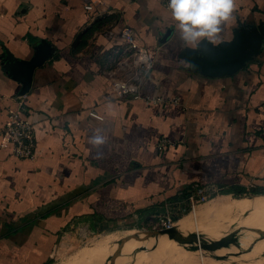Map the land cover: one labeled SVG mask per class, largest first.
Segmentation results:
<instances>
[{"label":"crops","instance_id":"obj_1","mask_svg":"<svg viewBox=\"0 0 264 264\" xmlns=\"http://www.w3.org/2000/svg\"><path fill=\"white\" fill-rule=\"evenodd\" d=\"M104 1L110 13L93 18L81 0H0V264H49L58 235L67 226L81 230V222H95L101 233L143 224L199 190L227 201L248 199L227 192H264V41L235 75L207 78L192 72L190 48L159 0ZM233 15L224 41L244 25L264 34V0H237ZM125 28L152 68L139 94L115 100L107 96L106 72L123 50ZM44 44L51 58L21 95L8 64L30 62ZM19 98L35 130L33 161L15 158L2 135ZM174 98L179 104L147 103ZM97 134L106 143L94 147L88 141ZM162 138L173 143L165 151L157 148ZM157 242L130 264H201L197 252L185 250L192 244L173 254L171 240ZM108 250L87 253L82 264L109 261Z\"/></svg>","mask_w":264,"mask_h":264},{"label":"rangeland","instance_id":"obj_2","mask_svg":"<svg viewBox=\"0 0 264 264\" xmlns=\"http://www.w3.org/2000/svg\"><path fill=\"white\" fill-rule=\"evenodd\" d=\"M188 197L185 199L187 200ZM247 198L227 201L214 195L199 203L197 217L200 227L198 234L202 235L206 241L203 243L204 250L196 251L198 255L201 253L205 256V263L264 264V198L259 201ZM178 208L179 205H174L169 208V211L173 214ZM215 210L217 211L213 212ZM211 212L213 213L211 214ZM151 222L152 219L143 224H126L120 227L108 225L112 227L100 234L88 233L85 228L78 229L77 232L74 231L75 233L71 229H65L58 235L53 247V257L47 262L49 264H82L90 256L87 253L91 252V255L95 256L103 249L108 248L109 252H116V255H120L119 253L130 244L131 240L145 239L149 240L146 241L148 245H156L161 237L146 235ZM176 228L183 237H188L193 233L197 234L193 214L182 217L176 224ZM162 237L171 240L168 236ZM102 242L105 243L100 245ZM182 245L171 240L173 254L179 253L181 250L179 247ZM192 245L194 246V243ZM144 250L145 248H142V251ZM185 250L189 251L190 248H185ZM98 261L99 259L96 260V263Z\"/></svg>","mask_w":264,"mask_h":264},{"label":"built area","instance_id":"obj_3","mask_svg":"<svg viewBox=\"0 0 264 264\" xmlns=\"http://www.w3.org/2000/svg\"><path fill=\"white\" fill-rule=\"evenodd\" d=\"M81 1L84 10L92 14L93 18L105 17L111 11L104 0ZM159 1L167 10L168 0ZM107 35L112 37L114 34L109 31ZM120 36L124 40L123 50L118 51L117 56L111 59V66L106 72L110 83L107 96L115 100H122L130 95L139 94L141 83L152 68L149 53L136 42L133 30L125 28L120 33ZM18 102L19 108L10 112L9 123L2 130V135L11 144L12 155L15 158L33 161L37 157L35 130L33 125L23 117L24 102L21 98H19ZM147 103L153 105L179 104V100L177 98L170 100L149 99ZM91 115L96 116L97 114L92 111ZM172 145L173 143L170 140L162 138L157 148L160 151H165ZM216 193V190H199L191 194L187 200L168 204L163 213L152 216V222L148 230L160 232L176 228V224L182 217L197 212L199 203L216 195ZM188 202L190 203L189 205L187 204ZM174 205H179V208L172 214L169 208Z\"/></svg>","mask_w":264,"mask_h":264},{"label":"water","instance_id":"obj_4","mask_svg":"<svg viewBox=\"0 0 264 264\" xmlns=\"http://www.w3.org/2000/svg\"><path fill=\"white\" fill-rule=\"evenodd\" d=\"M171 34L172 30L164 37V41ZM80 38L81 36L77 38V42ZM263 41L264 34L262 32L260 33L254 26L244 25L234 31L233 38L230 41H224L219 46H212L205 41L199 46L198 50L188 49L185 58L192 66V72L198 75L207 78L233 76L249 62L255 60L263 45ZM51 55L52 48L44 44L37 50L30 62L8 64L9 74L23 84L21 95H25L30 91L36 69L49 61ZM146 235L149 237L168 236L171 240H175L180 244L194 243V246L190 247L192 251H203V243L206 241L202 235L194 233L188 237H183L177 231V228L160 232L148 231Z\"/></svg>","mask_w":264,"mask_h":264},{"label":"clouds","instance_id":"obj_5","mask_svg":"<svg viewBox=\"0 0 264 264\" xmlns=\"http://www.w3.org/2000/svg\"><path fill=\"white\" fill-rule=\"evenodd\" d=\"M237 0H168L170 19L185 48L198 50L205 41L212 46L224 42V32L234 23ZM89 144L104 145L106 138L93 135Z\"/></svg>","mask_w":264,"mask_h":264},{"label":"bare ground","instance_id":"obj_6","mask_svg":"<svg viewBox=\"0 0 264 264\" xmlns=\"http://www.w3.org/2000/svg\"><path fill=\"white\" fill-rule=\"evenodd\" d=\"M192 214H193L195 232L198 233L199 227H200V223H199V220H198V217H197V212L192 213ZM201 244H202V241H201ZM133 248L129 247L128 249L127 248L123 249L121 253L123 254L124 257H121L122 255H113L114 252H108L107 255L108 256H112L111 258H109V261H106L105 259H102L97 264H122V263L130 264V263H133V262H138L137 260H140L139 259L140 254L144 255L143 253L150 251L149 245L146 242L138 243V245H135ZM139 248H145L144 252H140V253L137 254V250ZM203 256L204 255H202L200 253L201 264H204ZM123 259H124V261H123ZM186 263H189V262H186Z\"/></svg>","mask_w":264,"mask_h":264},{"label":"trees","instance_id":"obj_7","mask_svg":"<svg viewBox=\"0 0 264 264\" xmlns=\"http://www.w3.org/2000/svg\"><path fill=\"white\" fill-rule=\"evenodd\" d=\"M229 193H233L235 196H241V197L246 196V197H249L250 195H259V194L264 193V192H261L259 190H253V192H250V194H249L245 190H240V191H237V192H227V194H229ZM77 224H78V222H77ZM75 226H77V225H75ZM80 226H81V229H83V228L87 229L88 233H92V234L100 233V231L95 230L96 223L93 222V221H91V222H88V221L81 222ZM71 228H72V226L71 227L67 226L66 230H69ZM71 231H72V229H71Z\"/></svg>","mask_w":264,"mask_h":264}]
</instances>
